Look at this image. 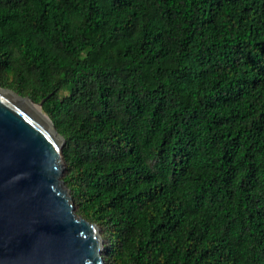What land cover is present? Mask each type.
Here are the masks:
<instances>
[{"label": "trees", "instance_id": "1", "mask_svg": "<svg viewBox=\"0 0 264 264\" xmlns=\"http://www.w3.org/2000/svg\"><path fill=\"white\" fill-rule=\"evenodd\" d=\"M0 85L106 264H264V0H0Z\"/></svg>", "mask_w": 264, "mask_h": 264}, {"label": "water", "instance_id": "2", "mask_svg": "<svg viewBox=\"0 0 264 264\" xmlns=\"http://www.w3.org/2000/svg\"><path fill=\"white\" fill-rule=\"evenodd\" d=\"M47 98L0 85V264H106L100 226L77 213L63 179Z\"/></svg>", "mask_w": 264, "mask_h": 264}, {"label": "rangeland", "instance_id": "3", "mask_svg": "<svg viewBox=\"0 0 264 264\" xmlns=\"http://www.w3.org/2000/svg\"><path fill=\"white\" fill-rule=\"evenodd\" d=\"M64 171H65V168H64ZM100 233H101V231H100ZM101 235H102V233H101Z\"/></svg>", "mask_w": 264, "mask_h": 264}, {"label": "bare ground", "instance_id": "4", "mask_svg": "<svg viewBox=\"0 0 264 264\" xmlns=\"http://www.w3.org/2000/svg\"><path fill=\"white\" fill-rule=\"evenodd\" d=\"M36 105V104H35ZM37 106V105H36ZM38 107V106H37Z\"/></svg>", "mask_w": 264, "mask_h": 264}]
</instances>
